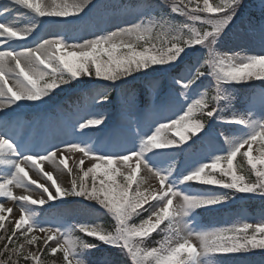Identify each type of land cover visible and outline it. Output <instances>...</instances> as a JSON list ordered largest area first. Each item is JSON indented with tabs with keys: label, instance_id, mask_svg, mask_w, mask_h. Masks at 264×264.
Listing matches in <instances>:
<instances>
[{
	"label": "snow or ice",
	"instance_id": "snow-or-ice-1",
	"mask_svg": "<svg viewBox=\"0 0 264 264\" xmlns=\"http://www.w3.org/2000/svg\"><path fill=\"white\" fill-rule=\"evenodd\" d=\"M243 7V0L0 4V264H110L90 258L102 245L118 250L123 264H225L237 255L264 253V219L209 227L200 224L197 211H218L236 196L264 199V89L239 113L233 110L232 92L235 85L253 79L264 83V54L218 47ZM109 9H124L123 21L106 22ZM22 17L29 21L27 27L19 26ZM45 25L82 26L90 38L57 31L45 39L40 35ZM249 33L252 39L258 34L264 48V2L260 23L250 24ZM29 38L34 47L27 46ZM191 55L197 56L196 62L171 77L162 97L158 85L151 84L157 89L151 101L156 118L146 128L140 126L139 116L129 114L134 97L126 101L122 121L113 128L96 110L112 102L109 89H120L129 78L169 73ZM73 82L87 88L84 107L46 115L51 137L26 143L18 131L20 113L48 110L56 89L64 91L63 86ZM209 121L239 129L214 131ZM206 142L210 150L192 158L195 146ZM254 144L258 155H253ZM180 156L186 160L178 162ZM238 156L243 162L236 165ZM44 162L66 171L70 187H62L44 171ZM142 169L156 178L158 190L144 187ZM29 170L51 184L32 179ZM194 183L213 187L194 192ZM12 188H22L25 194L15 195ZM37 191V198L28 194ZM9 201L19 211L17 218H9L14 211L5 208ZM65 204L102 212L114 226L45 227L40 222L41 215ZM153 233L160 238L154 239Z\"/></svg>",
	"mask_w": 264,
	"mask_h": 264
},
{
	"label": "rangeland",
	"instance_id": "rangeland-1",
	"mask_svg": "<svg viewBox=\"0 0 264 264\" xmlns=\"http://www.w3.org/2000/svg\"><path fill=\"white\" fill-rule=\"evenodd\" d=\"M137 2H135V5L138 4H143L145 2L148 3H155L156 0H136ZM94 3L99 2V0H93ZM211 2H215V0H211ZM107 4V3H106ZM252 12H248V10L244 11V8H242V13H241V17L239 16L236 21L234 26L230 27V30H226L228 31V35L224 38L223 42L221 44L218 45V47L220 48L221 51H226V52H233V51H239L242 54L245 55H260V54H264V48H262V45L260 43L259 40V36L258 34L256 35L255 39L250 38V33H249V25L252 24L254 26L259 25L260 23V14H257L255 16L251 15ZM126 13L124 9H120L119 11L116 12H108V15L104 17L106 22H111V23H119L122 22L123 19L125 18ZM176 19H179V17H175ZM255 18H257L258 20H255ZM71 19V18H68ZM58 26H55L56 29H54L53 31H48V33H46L43 38L47 39L50 38V34L57 32V31H68L70 34L72 35H77V36H84L85 38H90L87 33L84 31V29L82 28V26H71L68 29H63L60 28ZM94 30V29H91ZM35 45H32L30 47H34ZM203 50H201L202 52ZM188 58H192L191 63L194 64L196 62L197 56L196 55H191ZM189 65V64H186ZM181 66V65H180ZM168 74V73H166ZM149 79H151V77L149 76ZM155 82V81H154ZM162 82H164V80H162ZM100 83H106L104 81H100ZM153 83V81H150V85ZM156 84H158L157 82H155ZM205 84H207V81L205 82ZM248 84H250L251 86H255L257 88H262L264 89V83H262L261 81L258 80H251L248 82ZM143 86H146L143 83ZM151 91V96L150 101H152L153 97H155L157 95V89H154L152 86L149 88ZM209 91V94L211 95V89H206L204 87L201 88V91ZM256 90V89H255ZM158 91L160 96L162 97L167 90H165L164 88H161L158 85ZM261 90L258 89L256 90L255 94H258ZM56 92L58 93V95L55 96V99L52 101V105L50 106V108L46 111H40V112H36V111H32V110H25L22 113H20L19 116V120H20V124L18 125V131L20 133V135L23 137L24 141L26 143H37V142H43L45 139H48L51 137L52 132L49 129V127L47 126L44 117L46 115H53L58 111H75V109L77 107H84L85 101L84 98L82 99L81 103L79 104V106L77 107H72V106H66L67 102L65 99V95L64 92L60 91V89H56ZM87 90L85 91L84 94H86ZM110 94L114 93L115 96H119L122 95L123 93V89L120 90L119 89H109ZM233 95L235 96V100L234 103H239L240 106L243 107V111L245 110L247 103H246V99L243 100L241 97H238L237 92L235 91V89H232ZM85 95H83L84 97ZM135 98V105L134 107L131 109V112L129 113L133 119H135L137 116L140 117V126L141 127H147L148 124L151 123V121L153 119L156 118V114L153 111V107L148 106H144L141 105L140 103H138V96L132 95V96H128L126 97L127 100H125V102L121 105V108L119 109V104H111L109 106H107L106 108H102V107H98L96 110L98 112H102L107 118H108V124L110 128H113L117 125H119L122 121V112L125 109V105H126V101H130L132 98ZM116 108H118V112H116L117 110H115ZM241 109V108H240ZM239 108H234L233 106V110H235L236 112H243L242 110L240 111ZM226 115H230L229 113H226ZM234 131H238V129H235ZM190 142V141H189ZM212 147L211 144L208 143V147L206 149H201V150H197L195 151V155L192 158H196L199 157L200 155H202L204 152H207L210 150V148ZM226 148V146H223ZM258 144H254L253 145V155H258ZM247 150V146H245L244 149L241 150L242 151H246ZM67 156L69 157H76L77 159L79 158V154L77 153H66ZM178 162H183L186 160V157L184 156H180L177 158ZM188 162H191V158H189ZM69 166L73 167V161L72 159H69L68 161ZM134 163V162H133ZM89 166L88 162L86 160L85 162V167ZM41 167L43 168L44 171L46 172H51L53 174L54 179L57 180V183H59L62 187H70V180L71 177L67 174L66 171H57L55 168H53L52 165L48 164L47 162H44ZM29 174L31 176L32 179L37 180L39 183H46L48 185L51 184L50 181H47L46 178H44L42 175L37 174L35 171L29 170ZM76 174V173H74ZM141 176L146 180V183L144 185L145 188H148L149 190H158L159 189V182L156 180V178L151 174L148 173L146 170L141 171ZM198 185H193V189L192 191L194 192H199L202 191L208 187H213V186H201V184L197 183ZM35 187V186H33ZM52 191H54V189H50ZM12 191L15 195H22L25 194L24 190L22 188H12ZM30 195L33 196V198H37L38 197V191L37 192H32V193H28ZM241 196H236L234 197L232 200L226 202L223 206H219L220 207H225L228 204H234V202L239 201ZM3 199V198H0ZM72 199V198H69ZM177 201L174 200V204ZM52 203H56L59 204V201H55ZM68 205V204H65ZM5 208L8 207H13L14 211L13 213L9 216L10 219L12 218H17L19 216V211L17 209H15L14 204L9 201L7 203H5ZM48 205H44L43 207L46 208ZM39 207V206H38ZM199 215L201 212H203V210H197ZM235 217H233L232 219H228L226 221H224L223 223H214L211 225L206 224L205 221L202 220L201 216H200V224L204 225V226H225V225H230L233 222H236L238 219H243L247 222H251V223H256L261 219H264V216L261 215L260 213L258 215L253 214L249 211H242L239 212L235 211ZM4 215H9L7 213H4ZM7 221V220H6ZM5 221V222H6ZM73 221V220H71ZM78 221V220H75ZM40 222L42 224H44L45 227H55L57 226V224H65V225H73V223H71L70 221H65L63 219H59V218H47L46 216L44 217L43 215L40 216ZM81 223H89L92 225H101V223H92L89 221L86 222H81ZM102 226V225H101ZM103 227V226H102ZM104 228V227H103ZM105 229V228H104ZM33 234L36 235H42L39 232H34ZM83 235V234H80ZM86 238V237H85ZM225 264H236L235 262H232V260L230 261H225ZM239 264H243L242 261H239Z\"/></svg>",
	"mask_w": 264,
	"mask_h": 264
},
{
	"label": "trees",
	"instance_id": "trees-1",
	"mask_svg": "<svg viewBox=\"0 0 264 264\" xmlns=\"http://www.w3.org/2000/svg\"><path fill=\"white\" fill-rule=\"evenodd\" d=\"M119 2H121L122 5L126 3L135 4L136 0H110L108 4H119ZM109 10H118V9H109ZM184 67L185 66H183L182 68L179 67L178 69H175V70H179L177 74L182 69H184ZM153 74L157 75L155 79L160 81L161 77L159 78L158 74H163V73H152V75L150 76H153ZM140 79H142L143 81H149L148 80L149 76L141 77L136 80H132L131 78H129V83L121 87L123 89L122 94L125 97L132 96V95L138 96L141 98L142 104H148V94L145 88L141 85V82L139 81ZM66 87L67 85L63 86L64 89H67ZM241 90H244V89L241 88ZM239 93H240V96H245L247 99L251 97L250 93H244V92H239ZM110 98L111 100H113L114 93L110 94ZM70 100L72 102H77V101L80 102L82 98L80 94H76V95L70 96ZM236 105L237 107H239L238 103H236ZM88 203H89L88 201H85V204H88ZM230 205L231 206L228 208L218 210L215 212L201 213L202 220L205 221L206 224L208 225H211L214 223L220 224L228 219H232L233 217H235V214H236L235 211H238L239 213L244 210H248L254 214L261 213V215L264 216V199L258 196L253 197V198H247V197L241 198L240 197L239 201H236L234 202V204H230ZM59 216L61 219L65 221L67 220L73 223L74 222L80 223V222H86V221L94 223V222L100 221L102 222V225L106 227V230H111L114 226V221L108 215H105L102 212H96L93 209L85 208L77 204L73 205V207H70V208L61 209ZM75 220H78V221H75ZM153 237L154 239L160 238L156 234H153ZM153 242L154 241L150 239L148 240L147 243L151 246ZM101 248L102 250L100 252H97L94 257H90V258L97 259V260L107 259L108 261H110V264H123L124 257L119 253L118 250L107 248L106 246H103V245L101 246ZM44 258L49 259V260L52 259L51 257H48L47 255H45ZM230 260H232V262H235L236 264H239V261H242L243 264H264V253L260 252V250H255V254L249 253V254H244V255H237L226 261H230Z\"/></svg>",
	"mask_w": 264,
	"mask_h": 264
},
{
	"label": "bare ground",
	"instance_id": "bare-ground-1",
	"mask_svg": "<svg viewBox=\"0 0 264 264\" xmlns=\"http://www.w3.org/2000/svg\"><path fill=\"white\" fill-rule=\"evenodd\" d=\"M5 2V0H0V4H2V3H4ZM46 2H51V0H46ZM86 11H87V9H86ZM44 19H49V18H44ZM56 19H64V18H56ZM18 24H19V26L20 27H27L28 25H29V21L27 20V19H25V18H21L19 21H18ZM55 26L56 25H45L43 28H42V30H41V32H40V35L41 36H44L46 33H48V31H50V29H51V31H53L54 29H56L55 28ZM58 28V27H57ZM28 41H29V44L30 43H32L31 42V38H29L28 39ZM17 43H24L23 41H20V42H17ZM32 45H34V44H31V45H29V46H32ZM49 164V163H48ZM51 165V164H50ZM30 175V174H29Z\"/></svg>",
	"mask_w": 264,
	"mask_h": 264
}]
</instances>
